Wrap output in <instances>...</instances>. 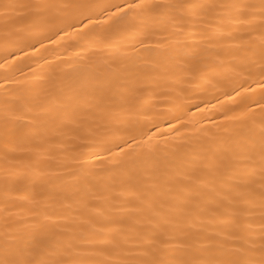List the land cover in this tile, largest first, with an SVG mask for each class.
<instances>
[{
    "label": "snow or ice",
    "instance_id": "obj_1",
    "mask_svg": "<svg viewBox=\"0 0 264 264\" xmlns=\"http://www.w3.org/2000/svg\"><path fill=\"white\" fill-rule=\"evenodd\" d=\"M0 60V264H264V0H0ZM220 88L207 142L148 134Z\"/></svg>",
    "mask_w": 264,
    "mask_h": 264
},
{
    "label": "bare ground",
    "instance_id": "obj_2",
    "mask_svg": "<svg viewBox=\"0 0 264 264\" xmlns=\"http://www.w3.org/2000/svg\"><path fill=\"white\" fill-rule=\"evenodd\" d=\"M45 43L47 42L45 41ZM24 52L29 53V55L17 61L16 65L7 73L9 76L38 80L41 77H49L56 67H65L63 63L58 62L57 58L59 60L70 59L73 62H87L92 60L95 55L87 48L72 44L61 47L53 45L40 52H30L29 49L25 48ZM16 56H23V54L16 53ZM49 62H53L51 67ZM0 63L3 61L0 60ZM4 75L5 69H0V77ZM232 95L234 93L231 92L230 88L208 89L204 94L192 95L184 101L183 108L164 115L154 127H151L148 134L153 136L154 142H159L161 147H164L165 144L175 145L185 141L195 142L198 139L207 142L218 130L230 126L231 121L226 120V116L239 114L240 109L232 106L234 102L228 99ZM253 99H257V97H253ZM230 106H232V110L227 111ZM250 106L255 107V105ZM159 107L167 110L170 106L161 105ZM81 159L91 161L92 157L83 155Z\"/></svg>",
    "mask_w": 264,
    "mask_h": 264
}]
</instances>
